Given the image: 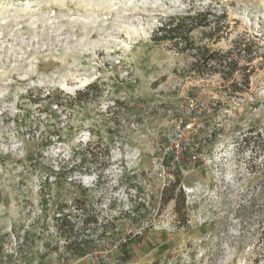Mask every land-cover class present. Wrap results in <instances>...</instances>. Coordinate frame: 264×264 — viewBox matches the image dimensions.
Returning a JSON list of instances; mask_svg holds the SVG:
<instances>
[{
    "label": "rangeland",
    "instance_id": "obj_1",
    "mask_svg": "<svg viewBox=\"0 0 264 264\" xmlns=\"http://www.w3.org/2000/svg\"><path fill=\"white\" fill-rule=\"evenodd\" d=\"M207 8L230 29L218 43L197 30L196 46L225 52L244 39L264 52V0H0V264H8L5 256L11 264H264L262 60L249 67V82L238 76L235 86L212 69L198 73L196 51L152 41L169 17ZM94 83L99 92L86 107L58 119L39 113L53 90L74 96ZM191 98L210 112L188 129L179 118ZM57 128H64L61 144L49 133ZM46 140L53 144L46 168L93 151L84 165L81 156L72 162L71 184L51 177L46 188L50 202L88 189L109 222L108 236L84 259L55 249L62 242L43 227L47 173L26 159ZM196 147L201 161L192 164ZM180 151L184 228L175 202L161 199L175 178L167 164Z\"/></svg>",
    "mask_w": 264,
    "mask_h": 264
},
{
    "label": "trees",
    "instance_id": "obj_2",
    "mask_svg": "<svg viewBox=\"0 0 264 264\" xmlns=\"http://www.w3.org/2000/svg\"><path fill=\"white\" fill-rule=\"evenodd\" d=\"M212 17L215 16L213 10L210 8L196 12L190 9L184 14L171 16L160 24L152 37V41L155 44L169 42L174 48L181 51H196V63L194 67L198 73L203 71L201 69H210V71L212 69L215 73H220L227 82L233 81L231 85H238V82H236L238 76H241L244 82H249L251 74L247 73V71L253 61L257 57H260L264 66V52L258 56L257 52L252 48L250 41L247 42L248 40L244 39L237 40L234 42L233 47L225 52L212 51L206 45L196 46L193 33L197 30L202 31L205 39L218 43L222 40V35L226 34L230 29L229 24L220 23V19L223 16L217 17L215 21L211 20ZM257 43L262 48L261 41H257ZM243 62L244 65L242 64ZM99 87L97 83L90 84L83 90L76 92L74 96L64 94L63 91L57 89L53 90L48 93L46 97L48 103L44 110H39V113H46L52 119H58L59 116L57 114L59 112L64 113L68 111L72 113L76 106L84 108L93 98L92 90L96 89V92H99ZM233 91L240 93L242 89L236 88ZM33 103L39 104V101L34 98ZM63 129L57 128L53 133L49 132L50 135L57 138V142L60 144L63 142ZM52 145L50 140H46V142L41 141L37 147L39 151L37 157L29 155L26 159L34 171L47 173L45 182L40 187V217L44 218L43 227L47 231V236L54 237L56 242H62V246L57 244L55 249L62 248L65 254H68L72 259H84L96 250L99 240L108 236L109 222L104 218H100V210L93 208L88 189L80 187V195L71 197L67 194L64 196L63 194L57 201L50 202L47 197L50 195L51 190L46 192V188L47 186H51L48 184V178L51 177L54 178L55 183L64 181V184H66L69 180L71 184L73 174L77 169V166L73 165L72 162H75L81 156L80 163L84 165L87 157L93 151L90 152L91 148L88 147L86 153H74L71 161H64L58 169H55L53 166L46 168L44 166V160L47 158L45 151L49 150ZM102 154L106 158H109L110 148L106 147ZM179 172L180 168H177L174 172V180L164 187L161 199L163 205L171 201L175 202L174 211L178 216L177 227L184 228L187 226L186 197L180 189L181 178ZM98 179H100V176H98ZM141 207L145 208L144 206ZM115 219L113 218V223ZM51 229L53 232H48ZM111 232L113 234L114 229H111ZM261 240L264 245V237ZM121 248L124 253L123 261L127 263L130 260V252L127 250L126 244L121 245ZM8 257L10 256H5L4 258L8 259V264H11ZM152 264L164 263L157 261Z\"/></svg>",
    "mask_w": 264,
    "mask_h": 264
},
{
    "label": "built area",
    "instance_id": "obj_3",
    "mask_svg": "<svg viewBox=\"0 0 264 264\" xmlns=\"http://www.w3.org/2000/svg\"><path fill=\"white\" fill-rule=\"evenodd\" d=\"M209 112L210 110L203 104L199 103L197 100L192 98L187 99L181 105V116L179 118V122L188 129H191L192 128L191 122L202 119ZM184 150L186 151V148H184ZM194 151L195 153H191V158H190V162L192 164H196L199 161H201V154L198 152V148L196 147ZM182 162H183V154L180 151L174 157V159L167 164V170L174 174L175 170L181 167Z\"/></svg>",
    "mask_w": 264,
    "mask_h": 264
}]
</instances>
